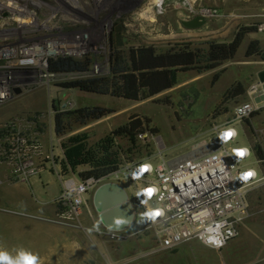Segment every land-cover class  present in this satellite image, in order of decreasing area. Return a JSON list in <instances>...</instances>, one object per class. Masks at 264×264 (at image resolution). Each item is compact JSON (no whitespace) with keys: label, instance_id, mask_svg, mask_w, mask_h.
Segmentation results:
<instances>
[{"label":"rangeland","instance_id":"374dc122","mask_svg":"<svg viewBox=\"0 0 264 264\" xmlns=\"http://www.w3.org/2000/svg\"><path fill=\"white\" fill-rule=\"evenodd\" d=\"M26 2L28 5L21 4L27 11L25 17L0 25V90L5 93L0 97V250L13 257L20 249L30 251L38 255L39 264H264V251L259 249L264 224L257 226V235L246 229L255 221L264 223V184L250 191V215L239 236L221 250L185 241L173 250L147 254L152 246L148 234L135 233L140 227L139 215L123 230L122 239H114L101 225L91 198L82 208L78 227L57 221L58 205L42 209L37 205L59 194L61 143L71 136L86 134L88 144L93 145L130 119L140 120L143 133L134 145L124 138L115 141L114 150L121 156L118 166L144 160L155 166L205 148L201 145L214 139L216 131L232 118L233 108L246 100V90L257 82L260 59L247 58L244 51L254 33H264L257 31L264 22V0H163L159 12L153 0ZM204 10L211 14L203 16V25H183V21L202 16ZM241 27H255L256 31L244 36L232 59L201 73L180 72L175 86L149 98L130 101L63 87L64 83L109 77L111 49L123 57L132 47H152L157 53L180 46L201 51L209 42H229ZM47 43L64 46L70 53L44 56L39 63L22 54L33 47L43 51ZM59 57L80 62L84 69L50 72L49 60ZM240 88L245 93L235 95ZM91 106L111 113L85 124L70 115ZM56 114H65V131L60 136L54 133ZM254 116L240 122L244 133L238 126V144L252 141L255 133L264 137L263 130L250 124ZM20 136L26 143L36 141L38 151L26 155L16 140ZM22 160L26 167L15 170ZM251 161L253 158L246 163ZM86 169L80 167L73 175ZM39 175L41 181L50 176L47 188L39 181L29 183ZM104 182L110 181L100 184ZM120 182L125 183L138 212L141 204L134 199L135 190L130 192L133 183L125 178Z\"/></svg>","mask_w":264,"mask_h":264},{"label":"built area","instance_id":"2783aa9c","mask_svg":"<svg viewBox=\"0 0 264 264\" xmlns=\"http://www.w3.org/2000/svg\"><path fill=\"white\" fill-rule=\"evenodd\" d=\"M200 14L205 16L211 12L204 10ZM257 31L264 32V22L258 24ZM259 90L258 82L246 90V100L233 108L232 118L216 131L213 140L201 145H212L208 152L198 155L189 152L162 160L155 166L151 160L122 163L117 170L97 180L58 172L61 190L55 200L60 208L57 221L66 226H80L87 195L102 181L120 183L125 178L137 183L134 199L141 204V211L138 216L140 227L135 233L148 234L152 246L147 254L173 250L185 241H197L214 250L223 249L239 236L241 226L250 215L249 192L264 184V137L255 133L252 147L236 142L237 125L253 113L264 110V102H254ZM228 130H235L236 135L222 141L221 135ZM16 140L26 155L39 149L34 140L26 143L21 136ZM231 143L235 146L231 147ZM255 147L262 153V159L256 157ZM239 148H247L248 154L243 158L237 156L234 150ZM250 158L253 161L247 164ZM145 165L150 168L142 171ZM22 167H26L25 160L19 161L15 170ZM249 170L255 175L245 179L243 174ZM24 174L25 171L20 173L21 176ZM149 187L156 189L151 198L145 193ZM153 210H159L162 215L148 218L145 214ZM122 232L106 229L107 235L114 239H122Z\"/></svg>","mask_w":264,"mask_h":264},{"label":"trees","instance_id":"16d2710c","mask_svg":"<svg viewBox=\"0 0 264 264\" xmlns=\"http://www.w3.org/2000/svg\"><path fill=\"white\" fill-rule=\"evenodd\" d=\"M255 27H241L229 42H209L205 50L194 51L188 46L171 48L165 52L157 53L152 47H132L127 56L123 57L118 51L111 49L110 76L87 78L82 81L64 83L65 88H77L87 93L119 97L130 101L149 98L175 86L177 74L186 71L201 73L214 69L226 60L232 59L247 33L255 32ZM245 57H257L264 61V48L257 40L248 42ZM84 69L80 62L71 58L59 57L49 60L48 70L53 73L71 72ZM239 89L235 95L244 94ZM111 113L110 109L91 106L82 107L70 115L82 124L99 120ZM253 113L251 116H253ZM65 114H56L54 117V133L63 135L65 128L62 121ZM143 133L142 122L130 119L112 129L107 135L95 144L89 145L86 134L69 137L61 143L62 160L61 174L75 173L80 167H87L79 172L80 178L92 177L95 180L109 175L118 168L120 153L114 150L117 138H124L130 144L136 143L137 137ZM255 154L258 159L263 155L257 147Z\"/></svg>","mask_w":264,"mask_h":264},{"label":"water","instance_id":"95a60500","mask_svg":"<svg viewBox=\"0 0 264 264\" xmlns=\"http://www.w3.org/2000/svg\"><path fill=\"white\" fill-rule=\"evenodd\" d=\"M205 23L203 16H195L193 19L183 21V25L188 28H197ZM257 82L260 90L254 96L255 103L264 102V69L257 73ZM132 192L137 183L134 182ZM131 194L117 182H104L99 184L92 192V205L98 214L101 225L111 231H123L134 221L138 212L135 211ZM141 208V207H140Z\"/></svg>","mask_w":264,"mask_h":264},{"label":"crops","instance_id":"0c3cea01","mask_svg":"<svg viewBox=\"0 0 264 264\" xmlns=\"http://www.w3.org/2000/svg\"><path fill=\"white\" fill-rule=\"evenodd\" d=\"M254 33V32H253ZM250 40H257L258 42H259V44H260V47L261 48H264V33H261V34H258V33H254V37H252V38H249V41ZM248 41V42H249ZM248 42H247V44H248ZM264 69V61H261L260 60V66L258 67V69H257V73L259 72V71H261V70H263ZM255 116L253 117V119L251 120V122H250V124H251V126L253 127V128H255V129H260V130H263L264 131V110H262V111H260V112H256L255 114H254ZM238 126H241V128H242V131H243V133H244V128L242 127V125L239 123L238 125H237V128H239ZM238 130V129H237ZM246 138V137H245ZM254 144V137L252 138V141L250 140V139H246V142L245 143H243V144H246V145H249V146H254L253 144ZM43 173V172H42ZM41 174V173H40ZM39 178L38 179H35L34 177H32V178H30L29 179V183H31V184H33V185H37V182L39 181L40 182V184L42 185V186H44V188H47L48 186H49V180H50V176H46L45 177V181H41V177H40V175L38 176ZM125 190H126V186H125V183H123V182H120L119 183ZM59 185H60V188L58 189V193L60 192V190H61V182H60V180H59ZM260 185H262V184H260ZM260 185H257V186H255L254 188H256V187H258V186H260ZM21 190H23V191H25V189H24V187H21L20 188ZM127 191V190H126ZM92 192L93 191H91L88 195H87V197H86V199H87V201H88V198L90 199L91 197H92ZM57 193V194H58ZM128 193V192H127ZM250 193V192H249ZM59 195V194H58ZM58 195H56L57 197H58ZM54 197V198H52L51 200H47V201H42L41 203H39V204H37L38 205V207H40L41 209L42 208H44L45 206L46 207H50L52 204H54L55 206H57V204H56V202H55V200H56V198L57 197ZM249 194H248V202H249V205H250V200H249ZM263 198H262V202H263ZM87 201H86V203H87ZM49 209V208H48ZM258 223H259V225H258ZM263 224L264 223H262V222H257V221H255L254 223H250L247 227H246V229H248L249 230V233H251V234H253V233H255L254 235H257L258 234V227L257 226H263ZM257 230V231H256ZM253 231V232H252ZM259 249H260V251H264V237L263 238H261V241H260V247H259Z\"/></svg>","mask_w":264,"mask_h":264},{"label":"clouds","instance_id":"9594fccd","mask_svg":"<svg viewBox=\"0 0 264 264\" xmlns=\"http://www.w3.org/2000/svg\"><path fill=\"white\" fill-rule=\"evenodd\" d=\"M156 2L159 5L163 3V0H156ZM161 11H163V9H161ZM235 135H236L235 130H228L221 135L220 139L222 141H226L227 139H230ZM234 152L237 156L243 158L245 155L248 154V149L239 148V149H235ZM149 168H150L149 165H145L142 171H147L149 170ZM249 173H251V176L255 175V172L249 170L248 172L243 174L244 178ZM155 191H156L155 188L149 187L145 190V193L149 198H151V196L155 193ZM142 203H146V201H142ZM145 215L148 218L155 219L156 217L162 215V213L159 210H153L147 212ZM0 264H39V257L37 254L24 249L18 250L15 257L11 256L7 251L0 250Z\"/></svg>","mask_w":264,"mask_h":264},{"label":"bare ground","instance_id":"6f19581e","mask_svg":"<svg viewBox=\"0 0 264 264\" xmlns=\"http://www.w3.org/2000/svg\"><path fill=\"white\" fill-rule=\"evenodd\" d=\"M11 2V1H10ZM10 4V3H8ZM16 4V3H15ZM14 4V5H15ZM12 3L10 5H7V7H9V9H11L13 11V14L16 15V19H20L22 17H25L26 14H27V11L25 9H23V7H19V6H14ZM153 5H154V9L156 10V12H159L160 8L162 7L161 5L162 4H157L156 0H153ZM181 6V5H180ZM152 8V7H151ZM11 11V12H12ZM23 24V23H22ZM42 27V26H41ZM57 49H60V51H57ZM77 49H74V54H77L78 51H76ZM62 52H66L65 51V48L64 46H56L54 43H51V44H46V49L45 50H41V47H33L31 50L29 51H24L22 54L25 56V57H33L35 58V61L37 63H39L40 61V58L41 57H44V56H49V55H56L58 53H62ZM72 52V53H73ZM66 53H70V52H66ZM3 55V54H2ZM4 56V55H3ZM41 64V63H40ZM43 66V64H41ZM4 92H2L0 90V96H3ZM213 148L212 145H207L205 146V148L203 149H200L199 152L197 151V153H195L194 155H198V154H202V153H205V152H208L209 150H211ZM191 156V155H189ZM188 156V157H189Z\"/></svg>","mask_w":264,"mask_h":264},{"label":"flooded vegetation","instance_id":"af4514ba","mask_svg":"<svg viewBox=\"0 0 264 264\" xmlns=\"http://www.w3.org/2000/svg\"><path fill=\"white\" fill-rule=\"evenodd\" d=\"M14 1H16L17 3ZM26 1H31V3L33 2V4H35L34 1H37V0H0V25L3 26L4 24H8V23H16V20H15L16 18L13 16V11L9 9L7 5H10L11 3L14 5L16 3L14 6L23 7L21 4L28 5ZM23 9L25 8L23 7Z\"/></svg>","mask_w":264,"mask_h":264},{"label":"snow or ice","instance_id":"6c2138e0","mask_svg":"<svg viewBox=\"0 0 264 264\" xmlns=\"http://www.w3.org/2000/svg\"><path fill=\"white\" fill-rule=\"evenodd\" d=\"M251 177V173L247 174V176L245 177V179Z\"/></svg>","mask_w":264,"mask_h":264}]
</instances>
